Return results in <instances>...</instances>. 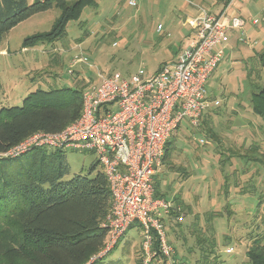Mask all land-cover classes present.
I'll use <instances>...</instances> for the list:
<instances>
[{
  "label": "rangeland",
  "instance_id": "1",
  "mask_svg": "<svg viewBox=\"0 0 264 264\" xmlns=\"http://www.w3.org/2000/svg\"><path fill=\"white\" fill-rule=\"evenodd\" d=\"M75 1L67 0L70 5ZM131 1L97 0V5L83 9L79 19L69 21L64 37L27 51L24 39L49 31L60 9L38 13L10 30L0 47V109L21 106L39 88L87 89L116 73L128 76L143 69L153 74L188 44L187 18L199 11L194 5L219 14L247 6L241 0H133L136 5ZM251 3L257 5L255 14L242 16L244 26L224 46L220 66L208 78V92L220 106L208 110L198 127L183 119L171 138L170 156L155 178L168 200L177 198L184 206V219L176 228L179 239L167 224L177 251L175 264H250L247 250L257 234H264V121L252 109L250 78H255L256 86H264V68L258 58L243 54L248 47L236 44L245 30L258 39L255 48L264 47V0ZM254 17L261 19L258 27L252 24ZM5 47L9 53L3 54ZM80 57L84 60L76 62ZM97 158L91 150L68 149L69 177L87 174ZM142 238L141 227L134 225L108 258L122 256L127 264H137ZM198 238L209 259L203 258ZM229 248L234 251L227 253ZM19 257L8 253L2 259L6 264H26Z\"/></svg>",
  "mask_w": 264,
  "mask_h": 264
},
{
  "label": "built area",
  "instance_id": "2",
  "mask_svg": "<svg viewBox=\"0 0 264 264\" xmlns=\"http://www.w3.org/2000/svg\"><path fill=\"white\" fill-rule=\"evenodd\" d=\"M130 3L136 5L133 0ZM200 12L188 20L193 40L176 59L163 63L153 74L140 69L128 76L102 77L84 90L83 111L77 120L58 133L36 132L0 155L15 157L35 146L94 151L112 196L101 255L113 250L131 226L139 224L143 232L140 264H164L163 257L174 264L166 220L174 211L181 212V206L156 197L154 180L162 169L167 143L183 119L198 127L220 105L208 92V78L220 66L224 46L245 23L227 9L220 14L204 8ZM163 28L160 25L158 31ZM244 33L239 40L245 41ZM183 219L184 213L173 217L176 222ZM154 233L159 250L154 248ZM226 251L232 253L234 248Z\"/></svg>",
  "mask_w": 264,
  "mask_h": 264
},
{
  "label": "trees",
  "instance_id": "3",
  "mask_svg": "<svg viewBox=\"0 0 264 264\" xmlns=\"http://www.w3.org/2000/svg\"><path fill=\"white\" fill-rule=\"evenodd\" d=\"M97 4V0H76L71 5L67 0H34L32 3L29 0H0V47L6 34L18 24L57 7L60 15L53 27L27 36L23 47H34L41 42L53 43L65 36L69 21L79 19L85 7ZM258 59L264 68V50L258 54ZM250 78L254 82L252 109L264 121V86H256L255 78ZM84 90L68 86L39 88L30 92L21 106L2 107L0 155L36 132L58 133L77 120L83 111ZM210 132L212 134L211 129ZM170 143L171 139L167 143L163 163L170 156ZM66 153L67 150L62 148L35 146L15 157L0 156V264H6L2 256L8 253L19 254V259H26V264H127L128 259L122 256L108 258L121 240L116 248L100 254L108 235L104 223L112 205V196L99 161L93 163L87 174L69 177ZM155 181V196L166 198L158 188V181ZM173 202L181 206V212L171 213L166 220V232L170 223L168 228H174V238L178 235L179 239L181 234L176 228L182 222L174 221L173 217L183 213L184 206L177 198ZM195 231L200 230L192 232ZM154 237V248L159 250L156 233ZM200 239L197 244L204 254ZM168 241L176 255L172 244L174 239L168 237ZM205 246L210 247L209 244ZM247 256L250 264H264V234H257ZM163 258L164 264H170L166 257ZM203 258L209 259L208 254ZM140 263L141 253L137 259V264Z\"/></svg>",
  "mask_w": 264,
  "mask_h": 264
},
{
  "label": "crops",
  "instance_id": "4",
  "mask_svg": "<svg viewBox=\"0 0 264 264\" xmlns=\"http://www.w3.org/2000/svg\"><path fill=\"white\" fill-rule=\"evenodd\" d=\"M218 1H222V0H217V2ZM225 1V0H224ZM253 0H241V3H246L247 4V6L246 7H241V4H240V10H234L233 11V13L232 14H236V15H238V16H240L241 18H242V16L243 15H247L248 14V12H253L254 14H255V9L257 8V5H254L253 3H251ZM193 4V3H192ZM194 6H196L197 7V10H199L198 11V13H196V14H194V15H192V16H189L188 18H187V23H188V26H191V24L188 22V20L189 19H192V18H195L196 16H198V14L199 13H201L200 12V9L201 8H204V9H206V10H208V11H210L211 13H212V11L211 10H209V9H207V8H205V7H202L201 5H199V6H197V5H194ZM213 14H218V13H213ZM262 14H263V20L262 21H264V11L262 12ZM258 20V23L257 24H254V22H253V20ZM253 20H252V24H253V26H255V27H258V25H260L259 23H261V19H259V18H257V17H254L253 18ZM192 31H193V26H191L190 27V31H189V34H188V37H189V42H188V44L184 47V48H182L179 52H178V54L176 55L177 57L180 55V53L191 43V41L193 40L192 39ZM39 32V31H38ZM243 32H245V30H243ZM236 32H234L233 34H235ZM242 34V33H241ZM241 34H240V36H238V38L237 37H235V39H236V44L237 45H242V46H240V48L242 47H248V49H247V51L245 52V53H243L244 55H247V56H249V57H256V58H258V54L262 51V50H264V47H262V48H260V50H258V48H255L254 46V44H258V39H256V38H254V39H252V38H250V36H248V35H246V32H245V36L247 37V42H245V41H241V40H239L240 39V37H241ZM168 36H170L171 35V33H168L167 34ZM233 36L234 35H232L231 37L233 38ZM249 40V41H248ZM260 42V41H259ZM2 44H3V42H2ZM252 47V48H251ZM27 48H34V47H23V49H24V51H27ZM236 48V47H235ZM252 52H251V51ZM1 52L3 53V54H5V53H9V48H7V47H5V48H2L1 49ZM174 60V59H173ZM165 62H167V61H165ZM165 62H163V63H165ZM162 63V64H163ZM161 64V65H162ZM160 65V66H161ZM159 66V67H160ZM158 67V68H159ZM157 68V69H158ZM127 233V232H126Z\"/></svg>",
  "mask_w": 264,
  "mask_h": 264
}]
</instances>
